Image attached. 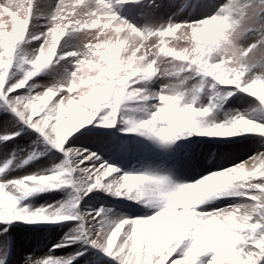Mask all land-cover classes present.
<instances>
[{"label": "snow or ice", "instance_id": "snow-or-ice-1", "mask_svg": "<svg viewBox=\"0 0 264 264\" xmlns=\"http://www.w3.org/2000/svg\"><path fill=\"white\" fill-rule=\"evenodd\" d=\"M39 2L0 0V111L65 159L52 170L0 179V224L71 225L50 253L83 242L116 264H264V152L177 183L168 174L123 171L68 146L87 125L123 124L121 131L163 145L191 136L264 137V123L247 113L214 115L237 93L257 101L253 111H264V27L245 42L255 25L244 0H224L199 18L144 25L120 14L143 0H54L49 11L38 9ZM45 73L53 79L38 83ZM157 77L166 82L154 90ZM201 92L205 103L198 101ZM129 103L146 107L128 109ZM127 111L146 115L137 119ZM19 135L12 131L0 142ZM36 157L27 153L21 166ZM12 163L0 165V176ZM65 186L74 190L69 200L39 208L20 203ZM99 191L155 211L113 221L103 207L83 210L84 198ZM221 197L237 202L200 208ZM81 255L28 257L25 264H73ZM5 260L0 255V264Z\"/></svg>", "mask_w": 264, "mask_h": 264}, {"label": "rangeland", "instance_id": "rangeland-1", "mask_svg": "<svg viewBox=\"0 0 264 264\" xmlns=\"http://www.w3.org/2000/svg\"><path fill=\"white\" fill-rule=\"evenodd\" d=\"M53 2L54 0H40L37 8L49 11V5ZM223 2L224 0H153V2L143 0L139 5L126 6L120 14L138 25H144L149 22L166 21L170 16L176 20L199 18L213 6ZM245 2L252 13V19L249 23L255 25L253 31L248 33L245 41L248 42L254 38L255 29L264 27V0H247ZM66 42L74 45L76 40L74 37H68ZM52 79V75L45 73L38 76L36 81L43 84ZM165 82L164 79L157 77L151 84V88L159 90ZM198 101L200 103L207 102L205 92L199 94ZM256 105L257 101L254 98L243 93H237L223 105V111L214 113V115L216 118H223L226 112L238 110L241 113H247L249 118L264 123V118H262L264 111H253ZM143 107L146 105L131 103L128 109ZM144 115L146 113L143 111L126 112V116L137 119L143 118ZM12 131H20V135L14 140L0 142V156L2 157L0 165L9 159H13L12 165L9 166L3 176H0V179H11L52 170L55 165L64 161L63 151L49 145L37 132L16 121L10 113L0 111V136ZM260 137L258 134H248L226 140L220 138L191 140L189 137V139H178L170 145H163L147 137L116 130L115 127L104 128L87 125L75 134L73 142L68 146L86 148L90 152H95L103 160L115 164L126 172L168 174L174 182L182 183L184 179H194V177L200 179L201 176L207 175L210 171H217L220 167H227L233 163L238 164L256 152H264V142ZM32 151L36 152L37 157L28 164L21 166L23 158ZM93 194L97 197L96 209L103 207L109 219L113 221H117L121 217L151 215L155 211L154 208L116 198L103 191ZM71 195L68 190H51L35 196L32 201L24 199L20 203L22 206L39 208L41 205L69 200ZM235 202L237 200L234 197L215 198L201 205L200 208L210 211ZM5 227H7V233L0 235V255L6 256L5 261L8 264H25L28 257L39 259L47 254L64 257L78 250L82 251L83 255L79 256L73 264H88L83 256L95 249L81 242L61 249L62 252L50 253L52 245L61 241L64 234L69 231V227L57 226L56 224L29 225L19 222L10 225L0 224V230ZM122 234L123 229L121 230ZM117 242H119V237ZM15 245L19 246L18 252L10 253V248ZM92 264H116V261L102 253L100 260Z\"/></svg>", "mask_w": 264, "mask_h": 264}, {"label": "trees", "instance_id": "trees-1", "mask_svg": "<svg viewBox=\"0 0 264 264\" xmlns=\"http://www.w3.org/2000/svg\"><path fill=\"white\" fill-rule=\"evenodd\" d=\"M244 1H247V0H244ZM130 106H131V103L126 105V108H128ZM262 118H264V114L262 115ZM116 127L119 129L124 128L123 124L117 125ZM197 137L198 136H191V140L196 139ZM260 138L264 142V137L261 136ZM187 139H189V137ZM68 190L70 191V194L74 195V192L71 190V188H68ZM37 195L38 194H33L34 197ZM72 195L70 197H72ZM96 200H97L96 195L92 193V194H90L89 197L84 198V200L81 202L80 206L83 210H86V211L96 209L97 205H98V204H96ZM83 257L87 260L88 264H92V263H95V262L100 260L101 254H99V252H97L95 249H92L89 251V253L85 254ZM205 258H207V257H205Z\"/></svg>", "mask_w": 264, "mask_h": 264}, {"label": "bare ground", "instance_id": "bare-ground-1", "mask_svg": "<svg viewBox=\"0 0 264 264\" xmlns=\"http://www.w3.org/2000/svg\"><path fill=\"white\" fill-rule=\"evenodd\" d=\"M8 153H10V152H8ZM8 153H6V154H8ZM2 157L0 156V159H1ZM189 178V177H188ZM198 179V178H197ZM195 177H194V179H184V181L183 182H189V181H193V180H197ZM26 237H28V236H26ZM26 237H25V239H26ZM18 250H19V246H17V245H15L14 247L12 246L11 248H10V253H14V251L15 252H18ZM56 251H61L62 252V250L61 249H56L55 250V252ZM16 256V255H15Z\"/></svg>", "mask_w": 264, "mask_h": 264}]
</instances>
